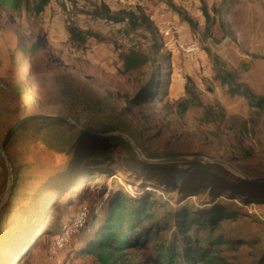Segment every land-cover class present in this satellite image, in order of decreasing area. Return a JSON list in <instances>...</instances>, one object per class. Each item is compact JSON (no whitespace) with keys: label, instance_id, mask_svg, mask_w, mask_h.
I'll return each instance as SVG.
<instances>
[{"label":"rangeland","instance_id":"rangeland-1","mask_svg":"<svg viewBox=\"0 0 264 264\" xmlns=\"http://www.w3.org/2000/svg\"><path fill=\"white\" fill-rule=\"evenodd\" d=\"M40 3L0 0V204L18 177L0 212V264H152L156 244L179 237L175 227L144 247L84 251L118 192L157 199L160 211H236L213 237L239 240L222 250L228 264H255L264 248V0H47L37 12ZM168 19L194 54L168 50ZM34 115L71 121L14 130ZM125 123L137 138L103 131ZM123 135L131 144L112 140Z\"/></svg>","mask_w":264,"mask_h":264},{"label":"trees","instance_id":"trees-1","mask_svg":"<svg viewBox=\"0 0 264 264\" xmlns=\"http://www.w3.org/2000/svg\"><path fill=\"white\" fill-rule=\"evenodd\" d=\"M46 1L42 0L40 6L36 9L37 12L42 10ZM112 20L118 21V18H113ZM74 32L75 28H71V33ZM132 55L135 54L126 55L125 60L131 63V67H134L136 63ZM155 75L156 72L154 70V78ZM243 94L248 98L252 106H263V98H255L249 88L244 87ZM16 110H19V108ZM40 121L67 123L64 117L41 116L23 122L19 129H24L27 124L36 126V122ZM29 130L31 129L29 128ZM92 130L95 131L96 129ZM115 130H126L130 135L137 138L135 130L129 123H125L121 127L106 126L103 131ZM96 131L102 132L98 129ZM81 140L82 138H79L80 142ZM112 140L121 142L123 145L125 143L131 144L124 137H115ZM83 141L84 144L78 145L80 148L78 150H83V148L89 146L88 143L90 141L88 139H83ZM110 206L111 209L107 219L100 224L94 238L88 242L87 247L84 249L87 253H91L96 247L110 248L114 241L124 242V244L134 247H144L151 241L152 236L157 237L159 233L169 231L172 227L177 229L179 237L168 244H166L167 241L156 244V255L149 260L152 264H228L226 258L221 254L222 250L224 248L235 249V245L239 243V240L222 235L213 237L223 220L234 218L237 215L236 211L229 210L225 206H213L195 210L187 207L181 212H175L166 207L160 211L161 201L152 199L148 195L130 196L123 192L115 193L112 196ZM45 220L43 219V221ZM43 221L40 223H43ZM117 230L126 234L125 240H122L119 233L116 232ZM19 233L21 231L17 232L18 238L23 234L19 235ZM203 233L209 235L207 239L202 238L201 234ZM17 244L18 242L14 240L12 245L4 250L2 254L4 261L7 259L8 252L16 248ZM255 264H264V248L261 250L260 257Z\"/></svg>","mask_w":264,"mask_h":264},{"label":"built area","instance_id":"built-area-1","mask_svg":"<svg viewBox=\"0 0 264 264\" xmlns=\"http://www.w3.org/2000/svg\"><path fill=\"white\" fill-rule=\"evenodd\" d=\"M163 17V15H161ZM161 35L165 40L164 44L167 46L168 50L174 52L180 50L186 54H194L197 46L194 42H188L181 44L178 38V30L174 25L173 21L168 19L165 22L160 23ZM77 222L81 224V220L78 218Z\"/></svg>","mask_w":264,"mask_h":264},{"label":"water","instance_id":"water-1","mask_svg":"<svg viewBox=\"0 0 264 264\" xmlns=\"http://www.w3.org/2000/svg\"><path fill=\"white\" fill-rule=\"evenodd\" d=\"M41 116H43V115H34V116L26 117V118H24L23 120H21L20 122H18V124H16L13 128H14V130H15V129L18 128L23 122H26V121H28V120H31V119H33V118H37V117H41ZM62 117H64L65 119L71 121L70 118H69L68 116H62ZM112 135L122 136V134H117V133L112 134ZM123 137L126 138L124 135H123ZM195 160H198V161H206L207 159H206V158H203V157H195ZM8 185H9V183H8ZM8 185H7V186H8ZM5 199H6V190H5L4 194H3V199H2V202H1V204H0V212H1V209H2V207H3V203L5 202Z\"/></svg>","mask_w":264,"mask_h":264},{"label":"bare ground","instance_id":"bare-ground-1","mask_svg":"<svg viewBox=\"0 0 264 264\" xmlns=\"http://www.w3.org/2000/svg\"><path fill=\"white\" fill-rule=\"evenodd\" d=\"M2 151L5 152V149L2 148ZM9 164H10V167L13 169L12 163L10 162ZM17 186H18V177L15 175V172L13 171L12 177L10 180V186H9L8 190L6 191V199L7 200L11 201L13 199V196L15 195V190H16Z\"/></svg>","mask_w":264,"mask_h":264}]
</instances>
